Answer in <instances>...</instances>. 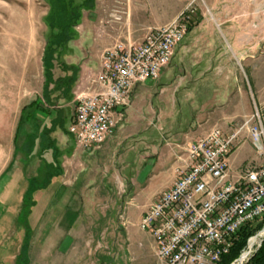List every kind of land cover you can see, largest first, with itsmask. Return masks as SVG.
<instances>
[{
	"label": "rangeland",
	"instance_id": "rangeland-1",
	"mask_svg": "<svg viewBox=\"0 0 264 264\" xmlns=\"http://www.w3.org/2000/svg\"><path fill=\"white\" fill-rule=\"evenodd\" d=\"M104 1L106 0H98L96 10L90 12L93 14V24L97 22L101 28L98 32L99 38L105 36L104 21L113 10L120 11L122 17L119 22L113 23L117 27V30L113 29V31L116 30L118 34L123 32L124 36L119 34L113 42L101 41L96 46L84 42H73V38L65 48L61 49L62 53H59L57 44L69 36L68 31H63L64 34L60 37L59 29L63 27L65 20H69L70 16V10H60L59 0H0V175L6 170L11 160L14 151L13 136L17 135L18 120L20 116L24 118L22 110L25 107L27 109L31 102H35L43 112L50 106L51 108L63 106V110L65 109L71 115L75 110L76 97L93 91L92 80L99 70L102 53L116 42L124 44L141 42L146 31L133 20L136 18L134 16L136 10L146 12L145 8L141 7V3H135L137 0H115L109 8L112 10H106ZM188 2H192V6L196 9L192 25L189 27L197 30L193 38L196 43L192 53L187 54L180 49L162 71L156 83L139 87L134 98L132 124L140 121L142 131L128 139L127 144L123 146V153L125 148L129 150L130 147H135L136 150H131V153L119 163L120 169L126 166V171L131 174L138 170V165L133 166L138 135L146 134L147 130L153 129L147 124L151 119L155 120L156 114L159 113L162 116L172 110L171 97L176 105V127L181 130L187 128L185 125L187 113L181 100H184L183 96L187 92H191L189 96L196 102L197 87L195 84L199 74V67L190 58H195L194 55L196 56L199 52L209 54L211 51L213 54L215 50H229L230 36L226 28L234 38L264 41V0H171L167 10L178 13ZM162 8L158 12L165 10V6ZM87 13L86 11L83 13L86 19ZM100 19L102 21H99ZM49 25L52 27L51 33L53 32L51 39H49ZM75 29H78L84 37L87 34L92 35V27L86 30V33L79 26ZM185 37L180 42L182 45L188 43ZM262 50L264 48L259 47L254 54H261ZM44 56L53 58L50 61L51 79L49 82L44 76ZM67 63L86 64L93 70L92 74L87 72L81 74L77 86L72 88L73 99L68 103L56 99L59 92L51 93L60 81L59 78L67 76L69 71L65 72L63 68ZM46 95L49 97V103L45 99ZM260 115V121H263L261 112ZM255 124V121L251 122L250 126ZM118 176L123 179L124 172L120 171ZM152 188L153 184L147 181L141 186H136L138 191L133 190L129 184H125L122 189L107 192H72L69 190L62 192L63 205L74 207L79 202L87 204L84 208L87 221L73 224L72 230H69L66 222H60L59 226L62 230L56 236L53 230L49 233V229L41 233L40 228L44 225L43 221H39L41 217L37 220L36 216L32 222L21 221L18 225L25 231V239L17 262L22 264L23 262L24 264H76L77 261L83 259L81 264H156L150 249V239L146 236L148 233L140 230L138 224H131L139 218L144 209L133 207L136 208L134 213L129 209L130 205L143 201ZM55 193L59 192L45 191L41 196L47 194L49 198ZM74 195L78 198H73ZM64 209L65 207L62 213ZM49 210L52 208L50 207ZM103 213L108 215L107 218L99 220V216ZM257 224H263V226L247 240L241 253L247 248L251 238H257L242 264L249 261L264 240V235H261L262 237L258 235L264 228V221L252 224V228ZM48 226L51 227L52 223ZM139 242H142V248L137 247ZM29 245L30 257H27L25 249L29 248ZM59 246L62 252L59 250L55 252ZM76 248L90 250V254L74 255L72 252Z\"/></svg>",
	"mask_w": 264,
	"mask_h": 264
},
{
	"label": "crops",
	"instance_id": "crops-1",
	"mask_svg": "<svg viewBox=\"0 0 264 264\" xmlns=\"http://www.w3.org/2000/svg\"><path fill=\"white\" fill-rule=\"evenodd\" d=\"M113 1L115 0L104 1L106 10H112L109 8ZM169 2L171 0L135 1V3H141V7L143 6L146 12L136 10L134 22L146 32L151 27L168 24L179 13L167 10ZM97 3L98 0H94L90 8L82 10L81 19L77 25L85 33L92 27V35L82 36L75 26L76 36L73 42H84L96 46L101 41L113 42L119 34L124 36L123 32L119 34L115 32L116 25L110 24L104 26L106 27L103 31L105 36L99 38L98 32L101 28L97 22L93 24V14H90L92 10H96ZM163 6L165 10L158 12L160 8L163 9ZM84 11L88 12L87 19L83 14ZM113 29L116 30L113 31ZM226 30L230 36L229 50L219 49L213 54L211 51L209 54L199 52L196 56L193 54L195 58H190L199 67V74L195 84L196 102L190 98L191 92H187L183 96L184 100H181L187 113L185 122L187 128L181 130L176 127V105L171 97L172 110L162 116L159 113L156 114L155 120L151 119L147 124L153 129L147 130L146 134L138 135L137 152L133 163L134 167L138 165L136 173L127 172L126 166L120 169L119 163L131 153V150H136L135 147H130L129 150L125 148L123 153V146L127 144L128 139L142 131L140 121L132 124L133 119H131L136 92L139 87L154 84L157 80H149L134 88L131 104L125 110L123 120L99 149L84 151L75 146L68 132L71 115L65 109L63 110V106L49 108L47 105L48 108H45L43 112L40 108L30 110V107L23 111L22 124L12 140L14 151L11 160L6 170L0 175V264H22L17 262L25 239V231L18 225L21 221L32 222L36 216L37 220L41 217L39 221L44 223L40 228L41 233L49 229V233L53 230L55 236L62 230L59 226L60 222H66L69 230H72L73 224L87 221L84 214L87 204L79 202L74 207L63 205L62 192L67 190L107 192L122 189L125 184H129L133 190L138 191L136 186H141L148 181L153 184V188L145 195L143 201L129 206L130 212L133 213L137 207L144 209L139 218L131 223L138 224L146 207L158 194L172 186L178 177L176 170L184 169L185 163L182 161L185 160L187 144L203 136L212 127H219L224 133L232 134L242 126L237 145L228 160L231 170L238 171L252 162L261 163L262 157L257 155L248 134V126L253 120L245 126L244 124L256 116L260 121L261 112L263 121L261 120L260 124L264 130V50L261 54H254L259 47L264 48V41L234 38L229 29L226 28ZM196 31V29H190L185 37L188 43L185 45L180 43L175 53L180 49L187 54L192 53L196 43L193 39ZM67 65L78 68L72 88L77 86L83 72L92 74L93 71L86 64L67 63ZM70 73L69 71L67 75ZM72 88L70 95L74 94ZM58 99L67 103L71 101H66L63 96ZM120 171L124 172L123 179L118 176ZM31 189L35 190L33 205L29 213L23 217L21 214L23 197ZM45 191L59 193L47 198V194L41 196ZM73 198L78 197L74 195ZM50 207L52 210H49ZM107 216L103 213L99 216V220L106 219ZM50 223L53 227L48 226ZM82 229L84 231V228ZM146 236L150 239V249L156 264H162L155 256L152 238L149 234ZM137 247L142 248V242L137 243ZM58 250L62 252L60 246L55 252ZM25 254L30 257V245L25 249ZM72 254L84 256L90 254V250L76 248ZM28 260L29 258L25 261L28 262ZM81 262L83 263V259L76 264Z\"/></svg>",
	"mask_w": 264,
	"mask_h": 264
},
{
	"label": "built area",
	"instance_id": "built-area-1",
	"mask_svg": "<svg viewBox=\"0 0 264 264\" xmlns=\"http://www.w3.org/2000/svg\"><path fill=\"white\" fill-rule=\"evenodd\" d=\"M195 10L189 2L168 24L149 28L140 43L116 42L102 53L93 91L76 97L71 114L68 132L77 148L99 149L111 136L134 88L157 80L170 64ZM121 18L113 10L104 24ZM252 120L256 124L248 126V134L261 163L231 170L228 160L242 126L232 134L212 127L187 144L184 169L176 170L172 186L140 217L138 226L152 238L162 264H218L242 228L264 221V130L258 116L244 126Z\"/></svg>",
	"mask_w": 264,
	"mask_h": 264
},
{
	"label": "trees",
	"instance_id": "trees-1",
	"mask_svg": "<svg viewBox=\"0 0 264 264\" xmlns=\"http://www.w3.org/2000/svg\"><path fill=\"white\" fill-rule=\"evenodd\" d=\"M94 0H59L60 2V10H70V16L68 21H64V25L61 29H59V35L63 36L64 32L63 31H68L69 36L67 38H64L62 42L57 44V49L59 50V53H62L61 49L65 48L67 43L75 38L76 32L74 30V27L79 24V21L81 19V13L83 9L90 8ZM62 14V13H61ZM52 27L49 25V39L52 37ZM190 31V28H189ZM55 38H57L55 36ZM61 54H59L60 56ZM52 56H44V76L45 79L49 82L51 79V74H50V68L51 64L50 61L52 60ZM63 65V64H62ZM65 72L70 71L71 73L67 76L59 78L58 84L55 85L51 93L59 92L58 95L56 96L57 98H63L66 101H70L73 99V96L70 95L71 88L76 80V72L78 68L74 65H66L65 67L63 66ZM59 86V87H57ZM46 89V88H45ZM46 101L49 103V97L48 95L45 96ZM30 108H33L34 110H38L39 107L35 104V102H31L30 105L28 106ZM26 109V107L22 110V112ZM20 124H22V116H20L18 120V125L17 129L20 127ZM35 193V190L31 189L28 190L24 197H23V203H22V209H21V214L23 217H25L29 211L30 208L33 205V194ZM263 224H257L254 228H252V225H247L244 228H242L238 234L237 238L232 244L229 252L225 255L222 256L220 262L218 264H231L236 258L239 257L241 251L244 249L246 246L247 240L253 236L258 230L262 228ZM246 264H264V240L262 241L260 247L257 249V251L253 254V256L249 259V261Z\"/></svg>",
	"mask_w": 264,
	"mask_h": 264
},
{
	"label": "bare ground",
	"instance_id": "bare-ground-1",
	"mask_svg": "<svg viewBox=\"0 0 264 264\" xmlns=\"http://www.w3.org/2000/svg\"><path fill=\"white\" fill-rule=\"evenodd\" d=\"M258 235H263V231H261L260 233H258ZM262 237V236H261ZM256 237H253L249 240L248 244H247V248L241 253L240 258L233 262L232 264H242L244 260H246V257L249 255L251 249L253 248L254 244L256 243Z\"/></svg>",
	"mask_w": 264,
	"mask_h": 264
},
{
	"label": "water",
	"instance_id": "water-1",
	"mask_svg": "<svg viewBox=\"0 0 264 264\" xmlns=\"http://www.w3.org/2000/svg\"><path fill=\"white\" fill-rule=\"evenodd\" d=\"M240 256H241V254H240ZM240 256L235 261H237L240 258Z\"/></svg>",
	"mask_w": 264,
	"mask_h": 264
}]
</instances>
